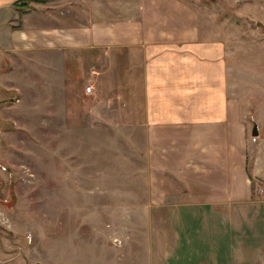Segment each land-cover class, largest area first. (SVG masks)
<instances>
[{"label":"rangeland","instance_id":"1","mask_svg":"<svg viewBox=\"0 0 264 264\" xmlns=\"http://www.w3.org/2000/svg\"><path fill=\"white\" fill-rule=\"evenodd\" d=\"M182 1L202 38L221 44L251 137L264 119V0ZM48 4L51 28L138 16V0ZM15 15L0 26V264H152L141 49H40L35 28L14 45Z\"/></svg>","mask_w":264,"mask_h":264},{"label":"crops","instance_id":"2","mask_svg":"<svg viewBox=\"0 0 264 264\" xmlns=\"http://www.w3.org/2000/svg\"><path fill=\"white\" fill-rule=\"evenodd\" d=\"M16 1L0 0V26L23 13V26L9 30L12 44L35 28L40 49H141L152 264L166 254L177 264H264V119L256 139L248 136L222 46L202 38L196 12L182 0H138L136 17L55 25L53 39L41 8L52 0Z\"/></svg>","mask_w":264,"mask_h":264},{"label":"water","instance_id":"3","mask_svg":"<svg viewBox=\"0 0 264 264\" xmlns=\"http://www.w3.org/2000/svg\"><path fill=\"white\" fill-rule=\"evenodd\" d=\"M251 133L254 136L259 134L258 124L256 122L253 123L252 129H251Z\"/></svg>","mask_w":264,"mask_h":264},{"label":"trees","instance_id":"4","mask_svg":"<svg viewBox=\"0 0 264 264\" xmlns=\"http://www.w3.org/2000/svg\"><path fill=\"white\" fill-rule=\"evenodd\" d=\"M18 6L22 5V6H26L27 5V1L26 0H20V1H16L15 2Z\"/></svg>","mask_w":264,"mask_h":264},{"label":"built area","instance_id":"5","mask_svg":"<svg viewBox=\"0 0 264 264\" xmlns=\"http://www.w3.org/2000/svg\"><path fill=\"white\" fill-rule=\"evenodd\" d=\"M92 87H93V85H91V84L87 85V86H86V91H87V92H88V91H91V90H92ZM262 190H263V188H260L259 191H262Z\"/></svg>","mask_w":264,"mask_h":264}]
</instances>
